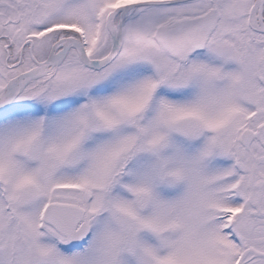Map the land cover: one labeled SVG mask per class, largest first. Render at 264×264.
<instances>
[{
  "label": "snow or ice",
  "instance_id": "obj_1",
  "mask_svg": "<svg viewBox=\"0 0 264 264\" xmlns=\"http://www.w3.org/2000/svg\"><path fill=\"white\" fill-rule=\"evenodd\" d=\"M0 264H264V0H0Z\"/></svg>",
  "mask_w": 264,
  "mask_h": 264
}]
</instances>
